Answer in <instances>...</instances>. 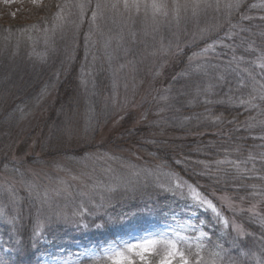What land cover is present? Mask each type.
I'll return each mask as SVG.
<instances>
[{"label": "trees", "instance_id": "16d2710c", "mask_svg": "<svg viewBox=\"0 0 264 264\" xmlns=\"http://www.w3.org/2000/svg\"><path fill=\"white\" fill-rule=\"evenodd\" d=\"M112 2L19 0L7 4L0 0V209L4 210L0 214V243L8 248L0 258L9 264H39L43 253L66 251L76 243L107 242L127 229H143L149 223L165 221L168 214L184 208L179 201L174 206L166 205L178 196L176 191L148 193L121 186L115 193H108L109 184L122 180L121 169L111 177L98 165L87 170L93 178L92 181L86 176L87 185H102L91 200H85L77 191H71V196L50 191L47 203L37 211L41 200L36 194L17 188L20 196L12 203L6 190L13 183L2 180L1 175L19 184L21 180L31 183L28 167L45 160L63 158L74 164L87 152L104 153L109 146L113 150L132 146V150L146 156L147 163L155 160L167 173L179 175L213 203L218 193L236 202L264 203V140L259 139L264 135V126L259 123L264 116L239 105L238 98L246 97L250 88H239L237 74L223 71L233 55L231 48L223 45L235 47V55L244 56L246 61L255 60L264 51V0H241L239 9L228 17L223 9H208L200 13L198 22L182 21L179 28L174 23L162 24L158 32L149 31L147 35L141 31L139 21L133 25L110 8L104 9L93 23L96 4ZM224 2L221 0V4ZM81 3L87 5L83 16L77 7ZM58 5L64 6L62 11ZM58 13L63 20H56ZM214 24L221 27L203 38L199 36L200 28ZM229 32L232 39L226 35ZM85 37L90 39L86 41ZM213 40L219 42L215 53L196 57L190 65L189 57ZM106 41H110L107 49ZM201 64L208 76L197 70ZM221 74L226 78L219 81L216 77ZM147 77L151 83L146 96L137 102L132 98L137 94L138 82ZM209 82L215 85L213 91L197 97L193 85L206 86ZM127 88L135 93L124 103ZM152 97L160 111L158 120L146 115L155 105ZM206 99L212 103H205ZM116 100L121 107L119 110L118 105L117 113ZM86 109L92 111L87 125L94 134L97 123L110 121L116 114L124 122L105 143L97 142L96 136L73 140L68 131L71 119ZM133 109L144 113L143 120L136 123L138 115ZM34 115L41 119L36 120ZM217 116L222 122L215 120ZM249 116L257 117L256 126H246ZM27 124L31 129L25 133L22 128ZM35 131L39 134L37 150L19 156L16 146L31 140ZM67 135L68 144L64 141ZM63 142L66 145L59 146ZM225 158L241 161L240 172L231 165L220 166L227 169V175L218 170L215 161ZM36 191L43 197V192ZM143 195H153L148 201L151 212L144 220L126 222L128 213L146 205ZM81 203L87 211L78 208ZM77 211L83 214L72 215ZM60 212L67 213V219L54 215ZM197 216L203 217L208 233L201 253L205 260L216 259V264H258L264 259V219L243 218L244 230L238 235L209 210L197 209ZM77 219H81L80 223L75 222ZM37 231L42 234L34 235ZM92 236L97 238L92 240ZM215 252H219V258L210 255Z\"/></svg>", "mask_w": 264, "mask_h": 264}, {"label": "snow or ice", "instance_id": "6c2138e0", "mask_svg": "<svg viewBox=\"0 0 264 264\" xmlns=\"http://www.w3.org/2000/svg\"><path fill=\"white\" fill-rule=\"evenodd\" d=\"M241 0H226L221 4V0H113L110 4H96V11L92 12V22L95 23L97 19L103 15L104 9H111L115 14L120 15L121 17H126L127 21L131 22L133 25L139 21L142 24L141 31L147 35L149 31L158 32L162 24L172 25L173 23L177 28L180 27L181 22L194 21L198 22L200 13L204 11L207 12L208 9H212L214 12H220L221 9L224 10V15L226 17L231 16L232 12L236 9H239ZM33 3H36V0H33ZM63 10L64 6L58 5ZM80 9V15L83 16L84 11L87 7L85 3L77 5ZM255 7V5H253ZM64 17L61 13H58L56 16L57 21L63 20ZM243 19H249V17H243ZM261 19H264L262 17ZM221 27L219 24H214L211 27L200 28L199 36L203 38L208 32L213 31ZM235 25H231V28H235ZM241 31H247L246 29H241ZM133 36L136 35L135 32L131 33ZM229 39H232L233 36L231 32L226 33ZM86 41L90 38L85 37ZM219 42L213 40L212 43L207 44L203 49L198 53H193L192 57H189V62H191L196 57H207L210 53H215L217 44ZM110 41L105 42V48L109 47ZM224 47H230L233 55L230 60L227 61L224 67V73H236L239 77L238 87L239 88H250L246 97H239V105L246 108V110H256L258 116H264V51H262L255 60L246 61L244 56L237 57L235 55L236 49L231 45H223ZM179 49V44L176 45ZM168 48H171V43H169ZM254 51V49H253ZM95 60V56L93 57ZM111 57H109V61ZM245 66H241V65ZM208 67L216 68L217 65L208 64ZM121 69L124 67L120 66ZM198 71H203L204 76H208V72L204 64L197 66ZM88 75H91L89 73ZM226 77L224 74H221L216 77L217 80L222 81ZM173 79H176L173 77ZM115 80L113 82V88H115ZM215 85L209 82L206 86L201 85L200 83H195L193 88L195 89L196 96L203 94L207 96L213 91ZM170 90V89H169ZM166 90V91H169ZM183 95V93H182ZM161 99L167 100V96H162ZM231 99V98H230ZM191 102V101H189ZM205 103H212L211 100L206 99ZM217 122H222V118L217 116L215 117ZM257 117L249 116L246 126L251 128L256 126ZM231 123V121H230ZM260 125L264 126V120L259 121ZM259 139L264 140V135L260 136ZM239 150V149H237ZM252 157L250 156L249 159ZM178 164L179 160L176 161ZM242 162L239 160L233 161L230 159H222L215 161L218 170L225 171L227 175V169H221L222 165H231L236 169L237 172H240V164ZM208 167V165H205ZM82 175L88 176L91 178L90 173H82ZM134 176H139V172H134ZM169 176V184L172 185V181H175L174 188L181 190L186 186L188 193L191 196V199L195 205L198 207H204L206 210H210L215 217L220 220L225 227L228 226L229 221L224 218L221 214V211L217 208L216 204L213 203L206 195H203L195 187L190 184H187L186 181L180 180L179 177L175 174H167ZM72 179H78L77 176H73ZM21 183L27 187L30 194L35 193L37 198L41 200V211L43 204L47 203L48 192L45 190L43 197H40L39 192L36 191L37 186L32 183H27L21 180ZM61 184H65L64 181H61ZM133 181L123 180L113 184H109L106 188L108 193H115L119 187L122 185L127 187L132 185ZM86 188H91L92 191L81 190L78 195L81 197L87 196L91 200L92 196L95 193V190L99 187H102L100 182L93 183L91 185H85ZM7 195L11 199H15L16 189L9 185L7 188ZM57 190V194L59 195ZM63 191L71 196L72 193L69 191V186H65ZM104 199V196L101 195V200ZM79 209L87 211L84 208L83 203L78 206ZM3 209H0V214H3ZM82 211H77L72 213V215H82ZM54 215L63 216L67 219V213L60 212L54 213ZM201 224L203 221L200 222ZM181 231L173 230L171 234L167 231H161L156 234H148L140 237L135 242L129 240H122L119 243H110L105 247L98 249H88L86 248L82 257H87L91 261V264H216V259L211 261L205 260L201 255L202 251L205 249L204 239L208 237V233L203 231L197 225L191 223L180 224ZM186 229H192L194 232L198 233L194 237L188 235H182V231ZM236 231L239 234H242V229L237 228ZM39 231L35 232L34 235H41ZM194 240V243H193ZM217 247H221L217 245ZM194 249V250H193ZM212 257L219 258V252L211 253ZM241 255L247 256V252H242ZM253 255H255L253 253ZM0 264H9V261L0 258ZM63 264H69V262H63ZM71 264H81L80 260L71 262ZM233 264H239L238 261H234ZM258 264H264V259H260Z\"/></svg>", "mask_w": 264, "mask_h": 264}, {"label": "rangeland", "instance_id": "374dc122", "mask_svg": "<svg viewBox=\"0 0 264 264\" xmlns=\"http://www.w3.org/2000/svg\"><path fill=\"white\" fill-rule=\"evenodd\" d=\"M2 1H4L7 4L8 3L10 4L12 2H16L19 0H2ZM71 16L73 17V15ZM150 83L151 82H149L148 77L144 78L142 82H138L137 85L138 91H136L137 94H135L136 96L133 97L132 99L133 100L135 99V101L138 102V99L142 95L146 96V91L149 88ZM133 90L130 88L126 89V93L124 95V100H123L124 103L126 102V100L131 98V96L135 93ZM152 101L153 104H155L153 97H152ZM115 102H116L115 113H117L118 112L117 107L120 103L117 100ZM120 108L121 107L119 105L118 109L120 110ZM157 108H158L157 104L153 105L152 109L150 108L151 112L146 114L148 118L151 115L154 120L159 119L160 111ZM133 111L138 115L136 119V123H138L139 120H143L141 116L144 115V113L141 114L140 112L137 111V109H133ZM90 113H92V111L86 109L85 113L78 112L77 114L80 116L75 115V119H71L72 123L69 124L71 127L68 129V131H70V137H72L73 140L76 139L78 140L80 139L81 136H83L84 139H87V137L96 136L95 139L97 142L105 143L106 141H108L110 134L112 132H117L118 126L124 122L123 117H118L119 114L118 115L116 114L115 116H113L112 120L110 121L97 123V125L95 126L97 132L96 134H94L93 130H91L87 125L89 118H92L89 117ZM34 117L36 120L41 119L37 115H34ZM30 129H31L30 124H27L23 126L22 131L26 133ZM65 131H67V129H65ZM70 137L69 135H67V137L64 140L65 142L67 141V144L70 141L69 139ZM38 141H39V134L37 133V131H35L31 140L24 141L23 143H18L15 150L17 151L19 156L23 157L27 153L32 152L34 149L35 151L37 150L36 146L38 144ZM65 142L61 143L59 146L66 145ZM131 148L132 146L130 147L125 146L123 148H119V150H113L112 147L109 146L104 153L103 151L87 152L85 155L75 160L74 164H70L67 159L65 160L63 158H59L56 161L45 160V162L43 163H37L35 166L28 167L30 180L32 181L31 182L32 184H35L37 186L36 190L38 191L44 193L45 190H47V192L60 190L61 194L68 196V194L63 191V188L65 186H69L70 192L77 191V194L82 189L85 191H92V189L90 188L86 189L85 185H87V179L85 175H82V173L88 172L87 170L89 167L92 168V166L98 165L103 172H105L108 176L111 177L116 175V169L119 170L121 169V177H122L121 181L123 180L133 181L132 185L127 186L128 188L139 189L141 191L148 190L149 191L148 193H153L154 191L159 190L161 192H167L169 194H172L173 192L175 193L176 191L178 196L175 195V197L169 200L166 203V205L172 204L170 206H174V202L179 201L184 206L183 210L181 212L170 213L168 214L167 219H165V221L161 220L155 223H149L143 229H139L135 227L131 229H127V231H124L123 233L117 235L115 238L107 242L92 241V243H87V244L76 243L74 245V248L68 249L66 251L60 249L56 253L53 252L43 253L40 255L41 257H39V264H63V262H69V264H71V262L77 260H80L81 264H91V261L88 260L87 257L81 256V253H83L86 248L98 249L101 247H105L110 243H119L122 240H129L131 242H135L142 236L148 234H156L161 231H167L169 234H171L173 230L181 231L180 224L191 223L193 225H197L203 231H205L204 228L206 225L204 224L203 217L198 218L197 209L203 210L206 208L198 207L193 203L186 186L182 189L183 194H181V190H177L174 188V184H175L174 180L172 181V185L170 186L169 176L167 175L169 173H167L166 170L162 169L155 160H152L150 163H147L146 160H144L146 158L145 155L141 154L136 150H132ZM134 172H139L140 175L134 176L133 175ZM1 176H2V180H6L7 182L9 181L12 182L13 187L15 189L21 188L24 190L25 189L28 190L27 187H25V185L19 184L17 181H13L12 177H9L4 173ZM73 176H77L78 179L75 180L72 179ZM175 176L179 177L180 180L182 181H186L177 174H175ZM91 180L93 181V178H91ZM61 181H64L65 184H61ZM187 184H189V182H187ZM19 196L20 193L16 192L15 199L13 200L10 198L11 202L12 203H15V201L17 202L18 200L17 197ZM149 196H153V195L142 196L146 205L143 206L137 212L133 211L128 213L127 217H124L125 220L129 217L126 220V222L133 221V219L144 220L147 213L151 212V210L148 208L150 206L148 204V201H151L152 199ZM87 198H88L87 196H84L85 200ZM214 204H216L217 208L221 211L222 216L229 221L228 224L229 228H232L236 234H238V232L236 231L237 228L244 230L242 223L243 218L256 217L258 218V220L264 219V203L250 202V204H247L241 201L236 202L228 198V196H226L225 194L218 193V194H214ZM154 206H156V202ZM157 209H161V208H157ZM212 215L215 216L213 213ZM80 220L81 219H77L75 220V222L80 223ZM201 221H203L202 224L200 223ZM181 234L188 235L190 237H194L195 235H198V233L194 232L192 229H186L182 231ZM96 238L97 237L95 236L91 237L92 240ZM7 250H8L7 246L5 247L0 243V254L7 253Z\"/></svg>", "mask_w": 264, "mask_h": 264}]
</instances>
